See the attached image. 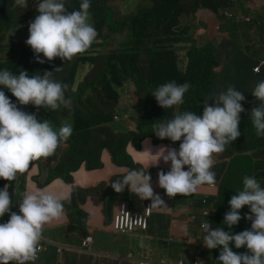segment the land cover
I'll return each mask as SVG.
<instances>
[{
    "label": "clouds",
    "instance_id": "obj_1",
    "mask_svg": "<svg viewBox=\"0 0 264 264\" xmlns=\"http://www.w3.org/2000/svg\"><path fill=\"white\" fill-rule=\"evenodd\" d=\"M64 1L61 16H56L51 8L45 6L26 9L23 0H3L0 3V264H37L48 247H55L58 254L68 251L71 245L49 243L45 231L53 223L63 219L69 223L67 228L72 227L73 217L81 222V210L75 203V193L79 197L83 192L94 193L101 190L102 212L106 223L109 222V227L113 230L114 219L120 205L125 202L129 207L131 203L128 200L118 203V198H136L139 202L146 200L155 207L164 202L173 190L177 197L201 198L203 192L196 191L212 185L202 183L199 179L204 175L211 180L216 156H219L222 149L229 150L232 147L226 139L235 134L239 136L248 123L247 113L233 108L236 99H223L219 93L213 95L214 91L221 92L224 86L218 85V79L233 72L222 64V55L216 53L215 49L222 45L229 49L226 51L228 56L225 57L234 66L235 61L231 53L242 43L231 40L229 36L225 39L220 38L219 19L231 15L230 10L214 11L205 7L198 8L193 14H181L178 18L179 25L174 28V33L180 35L179 41L165 45L173 65L182 76L188 73L189 53L192 50L202 52L207 61L217 63L212 70L213 77L208 85L209 93L206 99L198 103L196 109L185 108L193 90L192 84L177 78L165 79L157 84L149 83L145 70L146 57L141 56L137 64L139 72L127 74L118 71L119 80L113 81L112 89L106 91L108 96L104 93L96 105L102 115L97 117V123H92L87 115H82V95L88 87L97 85L96 81L90 80V75L97 69L106 67L112 54L121 51L126 41V32L110 33L108 26L103 28L100 26L96 0ZM130 1L136 3L134 7ZM142 1L127 0L125 12L109 6V0H106L104 5L125 15L130 11H136ZM247 2L249 4L248 0ZM9 8L18 9L19 21L13 28L17 29L19 39L24 42L25 55L7 53L8 39L12 33V12L8 11ZM202 12L207 13L208 17L200 15ZM192 19H196V27L189 23ZM44 25L48 27L47 30L41 28ZM193 28L196 34L191 32ZM231 29L227 27L228 31ZM151 34L152 44L156 52H159L157 43L159 36L155 30H152ZM114 36L123 37L118 49L93 55L96 44L101 39L106 44L107 40ZM196 40L202 43L201 46H197ZM69 42H76L78 45L72 46L68 44ZM186 45L189 46L185 53L186 67L182 69L184 59L181 52L185 50ZM10 60L15 61L17 65L10 64ZM56 62L60 63L61 69L64 64L70 63L71 69L61 77L55 76L49 69ZM80 63L86 65L85 69L79 68ZM218 67H222L219 73L216 72ZM262 70L258 69L255 72L261 73ZM133 87L137 93L142 90L147 92L144 97L145 106L139 111L134 107L131 114L137 117L138 114L153 117L149 125L138 120L137 124H129L128 113H123L127 109L122 105L131 101ZM74 100L80 103L78 108L74 107ZM56 109L67 111L70 115L69 122L62 115L58 125H55ZM253 111L255 119L251 126L255 129L257 137H264V102L255 103ZM90 113L94 114L95 111ZM120 113L122 117L117 115ZM206 113L211 116L208 126L205 125L203 117ZM238 114L244 115L242 126L235 123L234 117ZM222 120L226 125L225 138L219 132ZM58 126H61L60 130H57ZM203 127H206L207 134L201 133ZM127 134L131 139L129 144L133 146L137 142L142 143L147 137L158 140L162 145L160 159L167 166L156 165L161 171L152 175L146 172L142 175L139 172L138 180L109 179L92 187L91 190L76 188L67 194L53 191L58 181L73 184L72 172L82 167L88 169L84 165L86 162H82L76 170L64 171L63 166L74 142L77 141V147L82 151L109 142L107 144L117 153L118 149L113 140ZM80 135L83 136L82 142L78 141ZM64 145L67 147L62 152ZM109 146L101 150L100 159L104 149H108L111 155H114ZM172 149L185 152L184 157L172 158ZM52 163L50 175L40 178L41 170ZM122 163L120 160L117 164ZM200 172L202 175H199ZM67 176L70 177V181L66 180ZM28 178H33V184L27 185ZM245 179H251V183L255 184L253 175L246 176ZM261 180L264 181V177L258 175L257 185L264 187V182L259 184ZM214 181L219 185L218 177ZM191 187L194 191L188 192ZM219 188L218 186L220 192ZM161 190L167 193V197L157 200L155 197L158 194L155 191ZM107 191L115 196L113 201L102 195ZM224 198L231 199L233 203L223 202L221 205L236 204L239 207V211L229 212L231 223L228 225V231L229 226L233 224L232 232L247 241L249 264L256 258L264 257V219L259 218L251 225L257 213H264V190L257 194L260 203H254L249 197L240 201L231 196ZM201 201L209 203L207 197ZM145 211L146 209L143 212ZM240 212L244 214L238 215ZM89 236H92L95 242L94 235L89 233L86 238L80 239L81 246ZM250 244H255L259 251L257 252ZM232 251L236 253V250ZM76 253L89 258L104 257L97 255L93 250L83 254ZM201 257L203 256H197V259ZM183 260L187 264V260Z\"/></svg>",
    "mask_w": 264,
    "mask_h": 264
},
{
    "label": "trees",
    "instance_id": "obj_2",
    "mask_svg": "<svg viewBox=\"0 0 264 264\" xmlns=\"http://www.w3.org/2000/svg\"><path fill=\"white\" fill-rule=\"evenodd\" d=\"M23 1L26 9L35 6H45L51 8L56 16L62 15L65 6L64 0ZM248 1L249 4L245 6L244 0H143L136 11H130L124 15L130 26H123L120 30H117L114 28L113 21L119 20L120 13L106 7L104 5L106 0H96V13L100 26L102 28L108 26L110 33L126 32V41L121 51L112 54V56L120 61L118 71H123L127 74H132L134 71L139 72L140 68L137 64L141 56L146 57L145 70L149 83L157 84L165 79L177 78L179 80H186L192 84L193 90L185 104V108L187 109H196V105L208 96V85L211 83L213 77L212 70L217 63L207 61L202 52L192 50L189 53L190 66L188 73L182 76L176 66L173 65L171 55L166 52L165 44H173L179 41L180 35L174 33V28L178 27V18L181 14H193L200 7L210 8L214 11H218L219 9L220 11H231V15H225L219 19L220 38L225 39L229 36L231 40L240 42L242 45L238 46L231 53V57L235 61V72L223 75L218 79V85H224L219 94L223 99H236L233 108L237 111H245L248 115V123L245 130L239 135L242 138L239 146H232L229 150L222 149L219 156H216L217 159L214 161L215 166L212 167L210 181L216 180L217 177L219 181L222 179V184L219 188L220 192L227 183L234 186L233 180L226 178L229 164L227 169L224 168L221 156L226 154L231 159L240 152L247 154V151H262L264 149V137H257L255 129L251 126L253 119H255L254 104L264 102V3L258 5L257 0ZM228 26L232 28L230 31L227 30ZM41 28L48 29L45 25ZM152 30H155L159 36L157 41L159 52H156L155 46L152 44ZM227 56L228 54H226ZM82 59L84 61V58ZM258 69L263 70L261 73H256L255 71ZM96 80L98 83L103 81V72H99ZM105 95L108 96V92H105ZM94 111V114H87V118L92 123H97V117L101 116L102 112L96 106ZM82 137L80 135L78 141L82 142ZM107 143L109 142L82 151L77 147V141L74 142L68 159L63 166L64 171L76 170L82 162H86L84 165L88 169L101 168L100 152L105 146H109ZM109 147L115 155V150L111 146ZM89 158L91 159L90 161L88 160ZM247 162L248 159L244 157L242 160L243 165L238 166L236 164L232 173L237 168L244 180L243 172ZM159 171L161 170L157 166L147 169L143 167L138 168V172H141L142 175L145 174L144 172L152 175ZM66 180L70 181L71 179L67 176ZM244 181L251 183V179H245ZM155 193L158 194L155 197L157 200L167 197L165 191H155ZM221 194L223 197H229L228 192L224 194L221 192ZM114 197L111 194L107 199L113 201ZM200 204V206L192 207V214L198 216L200 224L206 222V230L214 229L218 236V239L213 241L214 249L209 251V264H249L250 254H247L246 251L247 241L243 237H239L228 231V225L231 223L230 213L239 211L238 205L232 204L231 206H226L227 204H225L207 209L205 206H202L204 205L202 201ZM205 213L208 214L206 219H203V216L206 215ZM192 222L195 223V220ZM88 235L89 233H82L80 239L86 238ZM232 250H236V253ZM205 255L206 253L199 254V256L203 257ZM126 257H129V254H126ZM132 257L135 256L133 255ZM167 259L171 264H178L184 261L183 259ZM122 261L128 262V260L124 259ZM57 262L58 259L56 257L50 256L45 261V264H57ZM63 263L65 262L60 260V264ZM250 264H264V257L256 258Z\"/></svg>",
    "mask_w": 264,
    "mask_h": 264
},
{
    "label": "crops",
    "instance_id": "obj_3",
    "mask_svg": "<svg viewBox=\"0 0 264 264\" xmlns=\"http://www.w3.org/2000/svg\"><path fill=\"white\" fill-rule=\"evenodd\" d=\"M3 0H0V3ZM200 15L208 17L207 13L202 12ZM130 135L118 136V139L113 140L117 146V153L111 155L108 149H104L101 154L100 163L103 165L100 169L88 170L82 167L71 173L74 177L73 184H66L62 181H58L54 185L53 191L56 193H69L76 188H82L84 190H91L92 187L99 185L102 182H106L109 179L118 180H138L139 172L138 168L154 167L158 164L167 166L166 163H162L160 157L162 152L161 143L151 137H147L142 143L137 142L135 146L129 144L131 139ZM122 164H117L119 161ZM51 165L44 167L41 170L40 178H45L50 175ZM33 184V178L27 179V185ZM194 188H189L188 192H193ZM203 192V196L199 199H190L189 197H177L175 190L165 198L164 202L157 204L155 207L152 204L153 214L151 217V224L144 232H139L131 236H122L118 232L109 227V222L106 223L103 215V205L101 202V193H81L79 197L75 193V203L78 204L80 211L81 222L76 217L72 218V227L67 228L69 223L64 219L53 223L49 228L51 236H59L61 241H57L60 244L71 245L72 247H81L80 238L82 233H92L95 237V242L92 250L94 252L101 251L108 257L97 258V264H129L123 262L122 259L126 257V254L133 252L135 256L142 254H148L154 259L172 258L182 259L183 250L188 248H194L199 254L205 253L202 247L198 245H191L192 240L196 238L197 230H204L207 228L206 222H202L197 225L193 223V220L198 221V216L192 214V207L200 206L202 198L207 197L209 204L204 203L207 209L218 207L221 205V193L216 186H208L203 189L197 190L196 193ZM89 194V195H88ZM112 193L107 191L103 193V196H110ZM87 195V196H86ZM124 200H128L129 207L134 212H143L148 205V202L144 200L139 202L135 199L118 198V203ZM232 202L231 199L224 200V203ZM117 203V204H118ZM171 205L180 207L177 216L175 217V224L173 227H167L168 216L166 215L167 208ZM203 216L206 219L207 214ZM243 212L238 215H243ZM87 219H86V218ZM86 219V220H84ZM79 223L80 226H79ZM153 231V232H151ZM232 232L233 230H230ZM233 233V232H232ZM141 236L144 239L142 247H138L137 241ZM47 237V236H46ZM163 239H167L170 242L165 243ZM170 244V245H169ZM231 247V246H229ZM111 255V256H109ZM56 257L58 259L57 264H60V260H63V264H85V258L87 256H79L76 252L69 253L64 251L58 254L55 247H48V249L41 255L37 264H45L48 257ZM89 258V257H88ZM94 258V257H92Z\"/></svg>",
    "mask_w": 264,
    "mask_h": 264
},
{
    "label": "rangeland",
    "instance_id": "obj_4",
    "mask_svg": "<svg viewBox=\"0 0 264 264\" xmlns=\"http://www.w3.org/2000/svg\"><path fill=\"white\" fill-rule=\"evenodd\" d=\"M127 0H109V6L113 7L114 9H120L121 11L125 12V9L127 7ZM133 4V7L135 6V2L134 1H130ZM264 3V0H257V4L258 5H262ZM244 4L245 6L248 4L247 0H244ZM8 11L12 12V33H11V37L8 39V50L7 53L11 54H21V55H25L26 54V48L24 46V42L21 41L19 39V33L17 31V29L13 28V25L17 24V22L19 21V16L17 14L18 9L16 10H12L11 8L8 9ZM125 16L120 13V18L118 21L114 20L113 21V25L114 28L117 30H120L121 27L125 26V27H129L130 24L128 23V21L124 18ZM189 23L193 26L196 27V19H192L189 21ZM191 32L193 34H196V31L194 30V28L191 30ZM123 41V37L122 36H114L111 39L107 40V43L104 44L102 42V39L96 44V49L93 52V55L98 54V53H107L109 51L112 50H116L118 49L119 45L122 43ZM197 42V46H201V42ZM69 45L75 46L78 45V43L76 42H69ZM250 45V44H249ZM185 50L181 52V57L182 59H184V63L182 64V69H185L186 67V60H185V53L187 51V49L189 48L188 45L184 46ZM216 53L221 54L222 55V64L225 67H229L233 72H235V68L232 64L231 61H228L225 57L226 55V51H228L229 49L224 48V45L220 46L219 48H216ZM82 61V59L80 60ZM10 64L13 65H17V63L13 60L9 61ZM119 65H120V61L117 60V58H115L114 56H112L110 58V60L108 61L106 67L101 68V69H97V71L93 74L90 75V80L91 81H96V77L99 74V72H103V81L101 83L97 82V85L95 86H91L88 87L85 92L82 95L81 98V104L83 107V113L82 115L85 116L87 114H89L90 112H92L95 109V106L97 105V103L102 99V95L106 92L112 89V81H118L119 80ZM72 64L67 63L64 64L62 69H61V65L60 63L56 62L53 64V66L50 68V70L52 72L55 73V76L61 77L63 75H65L70 69H71ZM86 65H84L83 63L79 64V68L81 69H85ZM61 69V70H60ZM222 67H218L216 69V72L219 73L221 71ZM147 90H142L140 93H137L135 91V88L133 87V95L131 98V101H127V103L123 104L122 107H126L127 111L123 112V113H128L129 118V124L132 123H138L142 122V124H151V119H153V117L151 116H146L145 114H131V112L133 111L134 107L137 111H139L141 108H143L146 104V95ZM71 93V92H69ZM217 93V91H214L213 95L215 96ZM139 100V102H138ZM74 107L78 108L80 106V103L78 101H73ZM56 115H55V125H58V123L60 122L59 118L64 115L65 119L67 122H69L70 120V115L67 111L63 110V109H56ZM122 113V112H121ZM117 114L119 117H122V114ZM203 117L205 119V125H209L210 121H211V116H209L208 113L203 114ZM202 118V116H201ZM235 119V123L238 126H242L244 123V115L243 114H238L234 117ZM144 119V120H141ZM138 120V121H137ZM48 125V124H46ZM49 127L53 128L52 126L48 125ZM61 126H58L57 130H60ZM219 132L221 133L222 136H224L225 138V132H226V125H225V121L222 120L221 121V127L219 129ZM201 133L207 134V130L206 127L201 128ZM220 138V137H218ZM228 143H230L232 146H239L242 138L240 136H238L237 134H235L233 137L231 138H227L226 139ZM67 145H64L62 152L66 149ZM107 148V146H106ZM61 152V153H62ZM248 153H238L237 155H235L234 157H232L231 159L229 158V156H227L226 154H224L223 156H221L222 158V162H223V167L227 169L228 164H229V169L226 172V178H229L231 180H233L234 182V186H231L229 183H227L221 190V192L224 194L225 192L229 193V196L237 199L238 201L244 199L245 197H249L254 203L259 201V198H257V194L263 192L264 187L262 185H257L258 183L256 182V178L258 175H262L264 174V149L262 151H247ZM185 152H179L176 150H171V157L172 158H180V157H184ZM246 157L248 159V162L245 165V170L243 172V177L245 178L246 176H250L253 175V183L255 184H251L248 182H245L242 177L240 176V173L238 171V169L236 168L235 172H233L235 165L238 164V166L243 165L242 160L243 158ZM89 161L91 160L90 158L88 159ZM231 173V174H230ZM199 175H202V172L199 173ZM229 175V176H228ZM228 176V177H227ZM200 182L202 183H206L207 185H215L216 187H220L222 184V179L219 182L217 181H209L207 178L204 177V175H202L201 179H199ZM264 181L261 180V182L259 184H262ZM246 186V187H245ZM221 203L224 202L225 198L221 195ZM264 202V201H263ZM180 209V207H177L175 205H171L167 208L166 211V215L168 216L169 220H168V225H166L167 227H173L175 224V217L177 216L178 210ZM242 218V217H241ZM240 218V219H241ZM262 218L264 219V213H257L254 221L251 223V225H254L256 223V220ZM149 219V223L151 224V218L148 217ZM195 223L197 225H199V221H195ZM230 230L234 229V225L231 224L230 226ZM144 231L142 228H139L138 231H134V232H129V231H124V232H118L120 235L122 236H131L133 234H136L138 232H142ZM46 239L49 243L51 244H57V241H52L51 239H56L58 241H61L62 238L59 236H51L50 235V229H47L46 231ZM153 232V231H151ZM218 239V236L216 235L214 229L212 230H206L204 227V230H197L196 233V238H194L192 240V244L191 245H198L200 247H202V251L206 253V255L204 257H201L199 259H197L196 255V251L194 248H188L183 250V258L182 259H186L187 260V264H209L210 262V256H209V251L214 249V245H213V241ZM163 241L165 243H169L170 241L167 239H163ZM144 244V239L139 236V239L137 241V245L138 247H142ZM170 245V244H169ZM251 247H254L255 250L258 252L259 248L255 245V244H250ZM92 250L91 248H84L83 246L81 247H69L68 248V252H78V253H88ZM129 257H124V260H128L129 264H168L169 260L167 258H161V259H154L153 257H151L148 254H142L139 256H135L134 253L131 251L128 253ZM97 255L100 256H106L108 257V255H106L105 253H101V251L97 252ZM135 257H132V256ZM111 256V255H109ZM98 259L96 257L94 258H85V264H97Z\"/></svg>",
    "mask_w": 264,
    "mask_h": 264
},
{
    "label": "built area",
    "instance_id": "obj_5",
    "mask_svg": "<svg viewBox=\"0 0 264 264\" xmlns=\"http://www.w3.org/2000/svg\"><path fill=\"white\" fill-rule=\"evenodd\" d=\"M153 207L152 204H148L145 212H134L130 210L127 203L120 205L119 211L114 219V231L117 232H134L138 231L139 228H142L144 231L149 227L148 217H152ZM94 243V238L89 236L84 240L83 246L91 248ZM171 264V263H168ZM178 264H186L184 261L179 262Z\"/></svg>",
    "mask_w": 264,
    "mask_h": 264
}]
</instances>
